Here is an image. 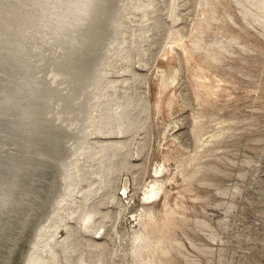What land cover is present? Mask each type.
<instances>
[{
	"label": "rangeland",
	"instance_id": "1",
	"mask_svg": "<svg viewBox=\"0 0 264 264\" xmlns=\"http://www.w3.org/2000/svg\"><path fill=\"white\" fill-rule=\"evenodd\" d=\"M2 1L18 13L0 8V264H24L31 234L45 220L56 166L71 158L70 152L64 157L71 134L55 130L56 115L48 119L47 113L64 99V115L80 114L72 100L84 98L85 88L88 100L97 94L90 116L100 115L112 96L120 97L118 103L128 95L139 98L130 106L136 113L147 100L149 108L138 132L113 139H130L131 156L114 176V187L88 201L100 211L92 233L78 217L87 183H100L96 175L83 179L78 167L86 153L72 157L73 182L65 196L55 197H64L59 214L36 248L44 264L56 261L55 251L58 263L69 264L63 234L55 232L60 224L79 231L72 264H264V0H153L143 20L134 2L123 12L117 36L120 0ZM138 3L144 9L149 1ZM139 33L150 37L142 42L146 64L139 62ZM123 44L124 52L134 54L138 79L121 72L125 61L117 54ZM116 78L112 87L109 80ZM86 130L83 146L100 138L93 125ZM153 187L160 189L155 196Z\"/></svg>",
	"mask_w": 264,
	"mask_h": 264
},
{
	"label": "bare ground",
	"instance_id": "2",
	"mask_svg": "<svg viewBox=\"0 0 264 264\" xmlns=\"http://www.w3.org/2000/svg\"><path fill=\"white\" fill-rule=\"evenodd\" d=\"M63 1H65V0H62V2ZM138 1L139 0H120V4L115 8V17H116V15H117V19L114 21V29H115V33H114V35L115 36H117L116 34H118L119 32H120V30H122V22H121V16H122V14H123V12H125V10H127L128 9V7L130 8H133V4H134V2H136L137 4H138V6H137V8H139L140 10H141V12H142V20L143 19H145V18H147L148 17V15H149V13L151 12L152 13V10L150 11L149 9H148V7H151V6H153V4H154V2H153V0H148L149 1V4L147 5V7L146 8H144V9H142V7H141V4H139L138 3ZM2 3V4H1ZM6 2H4V1H2V0H0V8L2 9V8H6V9H8V7H6V6H9V8L11 7V8H14V11L15 12H17L18 13V9L16 10L15 9V6L14 7H12V5L11 4H5ZM60 4V3H59ZM61 4H63V3H61ZM60 4V6H62ZM6 5V6H5ZM133 5V6H132ZM64 6V5H63ZM66 6V5H65ZM67 7V6H66ZM154 7V6H153ZM16 8H18V7H16ZM64 8V7H63ZM123 8V9H122ZM130 8V9H131ZM136 8V7H135ZM136 8V9H137ZM4 9L2 10V11H4ZM122 9V10H121ZM154 9V8H153ZM13 10V9H12ZM12 10H10V12H8L7 10V12H8V14L9 13H11L12 12ZM121 10V11H120ZM138 10V9H137ZM140 10L138 11V12H140ZM155 10V9H154ZM5 11V12H6ZM120 11V12H119ZM129 11V10H128ZM5 12H4V15H5ZM15 12H12L14 15H16L15 14ZM22 12V11H21ZM127 12V11H126ZM1 13V12H0ZM128 13V12H127ZM2 15H3V12L1 13ZM7 13H6V15L7 16H9L10 17V15L11 14H9L8 15ZM2 15H0L1 17H2ZM14 15L12 16V18L14 17ZM7 16H5L6 18H7ZM0 17V18H1ZM4 17V18H5ZM38 17V16H37ZM36 17V18H37ZM154 17V16H153ZM3 18V19H4ZM11 19V18H10ZM154 19V18H153ZM2 20V19H1ZM2 21H4V20H2ZM2 21H0V24L2 23ZM11 23H12V20L10 21ZM10 22H9V24H10ZM140 22V21H139ZM159 23V22H158ZM4 24V23H3ZM3 24H1L2 26H3ZM7 23H6V20H5V25H6ZM143 24H145V23H143ZM142 24V25H143ZM147 24V23H146ZM157 24V23H156ZM7 26H9V25H6V30L8 31L11 27H8L7 28ZM148 26V25H147ZM159 26V25H158ZM126 27V26H125ZM144 27V26H143ZM149 27V26H148ZM1 28V27H0ZM4 28V27H3ZM2 29V28H1ZM0 29V42H3V40H4V35H2V33H4V31L5 30H3V32L1 33V30ZM143 28H142V26H139V28L137 29L138 30V32L139 31H141ZM145 30H146V28H145ZM137 32V33H138ZM143 32H145V31H143ZM147 32V31H146ZM151 32H152V30H151ZM134 33V32H133ZM136 33V32H135ZM5 34V33H4ZM143 33H139L138 35H137V37H136V39H137V41H136V43H137V45H138V47H139V62H143V63H148V61H147V53H146V51H144L143 49H142V42L144 41L143 39H147V38H145L143 35H142ZM144 35H147V34H145L144 33ZM153 35V34H152ZM120 35H118V37H119ZM126 36V35H125ZM128 37V36H127ZM125 40H124V42H126V38L125 37H123ZM150 38V37H149ZM148 38V39H149ZM154 38V37H153ZM113 40H115V39H113V37H112V42H111V44H110V47H109V49H108V51H107V56L105 57L104 56V61H105V59H108L109 58V53L111 52V50H112V45H114L113 44ZM119 40L120 39H118V41H116V42H118L119 43ZM115 42V43H116ZM123 42V41H122ZM128 42V41H127ZM121 43V42H120ZM125 44H127V43H125ZM150 44V43H149ZM152 44V43H151ZM117 45V44H116ZM119 45V44H118ZM117 45V46H118ZM124 45V44H123ZM127 45H129V44H127ZM126 45V46H127ZM122 46V45H121ZM154 46V45H153ZM116 47V46H115ZM124 47V48H123ZM121 49V54L122 53H124V54H117V57H118V55H120L121 56V58L123 59V61H125V62H127V64H123V63H125V62H123L122 63V67H123V69L125 70H123L122 69V73H124L125 72V74H127V72H129V74L130 75H132V73H133V77L136 75L137 77H138V75L136 74L137 72L136 71H134V70H132V61H134L133 59H134V54L133 53H126V52H124V49H125V45L123 46ZM140 47H141V49H140ZM148 47V46H147ZM117 48V47H116ZM114 50V49H113ZM126 50V49H125ZM140 50H143V51H141L140 52ZM115 51V50H114ZM152 51V50H151ZM119 52V51H118ZM128 52V51H127ZM138 52V51H137ZM148 52V51H147ZM115 53V52H114ZM113 54V53H112ZM133 54V55H132ZM104 55V54H103ZM100 57H102L101 55H100ZM153 57V56H152ZM99 58V57H98ZM114 58V57H113ZM100 59V58H99ZM99 59H97V60H99ZM102 59V58H101ZM115 59H116V57H115ZM121 59V60H122ZM114 60V59H113ZM118 60V59H117ZM113 62H115V64H117L116 62L117 61H113ZM119 62H121V61H119ZM118 62V63H119ZM97 63H99V62H97ZM104 63V62H103ZM139 64V63H138ZM96 65V64H95ZM109 65H111V64H109ZM133 65H134V63H133ZM97 66H98V64H97ZM96 66V67H97ZM100 66V65H99ZM113 66H115V65H113ZM119 66V65H118ZM102 67H103V65H102ZM110 67V66H109ZM120 68H121V66H119ZM94 68V67H93ZM100 68H101V66H100ZM113 68V67H112ZM118 68V67H117ZM94 69H96V68H94ZM97 69H98V67H97ZM115 69V68H114ZM103 70V69H102ZM143 70V69H142ZM115 71H116V69H115ZM127 71V72H126ZM96 73H94V77L92 78L93 80H91V83H92V86L90 85V87L91 88H94V89H96V87H97V83H98V80H97V78H98V76H99V70H96L95 71ZM102 72V71H101ZM109 72V71H108ZM108 72H107V74H108ZM118 72V71H117ZM116 72V73H117ZM130 72H132V73H130ZM110 75H111V73H110ZM115 75H117L118 77L120 76V75H118V74H115ZM122 75V74H121ZM128 75V74H127ZM140 75V77H141V74H139ZM50 76V75H49ZM135 76V77H136ZM104 77H105V75H104ZM104 77H103V79H104ZM106 77H107V75H106ZM125 76H123V78H124ZM132 77V78H133ZM136 77V79H138ZM139 77V78H140ZM109 78V77H108ZM107 78V79H108ZM111 78H113V77H111ZM120 78V77H119ZM122 78V79H123ZM128 78H130V76L128 77ZM102 79V78H101ZM106 79V78H105ZM134 79V78H133ZM125 82H127V81H129V80H127V79H123ZM119 79H111V80H109V82L111 83L110 85L113 87V86H115V84L117 85L119 82ZM121 81V80H120ZM101 82V81H100ZM107 82V81H106ZM118 82V83H117ZM134 82V81H133ZM145 82V81H144ZM142 83V82H141ZM109 84V83H108ZM107 84V85H108ZM121 84V83H120ZM125 84H127V83H125ZM135 84V83H134ZM104 85V84H103ZM106 85V86H107ZM109 85V86H110ZM132 85V84H131ZM101 86V85H100ZM125 86V85H124ZM135 86V85H134ZM133 86V87H134ZM65 88H67V87H64V90H65ZM91 88L89 89V93H90V95H92V93H91ZM107 88H109V87H107ZM111 88V87H110ZM127 88V87H126ZM125 88V89H126ZM135 88V87H134ZM69 89V88H68ZM113 89H115V87L114 88H112V90ZM124 89V91H122L123 93L126 91V93H127V90H125ZM127 89H129V88H127ZM99 90V89H98ZM106 90H108V89H106ZM116 90L117 89H115V92H116ZM123 90V89H122ZM131 90V89H130ZM67 91V90H66ZM129 91V90H128ZM98 92V91H97ZM113 92V91H112ZM111 92V93H112ZM85 95H83V97L84 98H82V97H80L78 100H75L74 101V99L72 100L73 102H75V105H78L79 104V107H78V110H79V112H80V114H78V113H76L74 110V112L72 113H69L68 115H64V113H66L67 112V110H63L62 108H60L61 107V104H62V102H64V99H60V103L59 104H57V105H55L57 108L55 109H52L51 111H49V113H47V115H48V119L50 118V117H52V115H56L54 118H52L53 120H55L54 122H52V123H54V124H52V126H53V128L55 129V130H59V129H61V130H59V131H66L67 133H69V134H71V137H72V139L70 138H67V140H66V144H65V146H64V150H65V155H64V157L66 156V155H68L69 154V152H70V156H71V158L70 159H68L69 157V155L67 156V157H65V159L67 158V161H65V162H61V164H60V166H56V170H55V172H56V175H55V177H54V180H53V184H51V186L53 185V192H51L50 193V197H51V199L49 200V202H48V204H47V208L45 209L44 208V210H45V215L43 216V218H45V220L44 219H42V221H44V223H42V225L40 224L39 226H38V228L31 234V237H30V239L32 238V236L33 235H35V237L34 238H32L31 240H29L31 243H30V246H29V244H28V246H29V248H28V252L26 253V254H24V256H26L23 260H22V263H24V264H44L43 262H44V260L39 256V255H37V253H36V248L38 247V245L41 243V240L42 239H45V238H43V235H44V233H45V227L47 226L48 227V223H50V222H52V221H54V219H55V215L57 214H59L58 212H57V209L60 207L61 208V206H60V204L61 203H59V202H61V199H63L64 197L63 196H65V195H63V194H65L66 192H68L67 190L70 188V184L73 182V179H72V172H71V169L73 168L72 166L73 165H75V162L73 161V158L72 157H75L76 155H78L77 153H86V155H87V157H85V158H87L86 160H84L85 162H83V164H78V163H76V164H78L79 165V169H80V171H82V173H83V179H86L85 181H87V179H90V180H93V179H91L92 178V176H94V175H96V176H94V177H98V181H99V185L97 186V187H94L93 188V185H96L95 183H93V182H90V181H88V182H90V183H87L88 184V189H86V192L84 193V197H83V199H84V201H85V207H84V210H82V212H81V214L79 215V222H80V224L83 226V227H81V228H85V229H87V230H85V231H92V230H95V228L97 227V223L95 222L96 220H95V217L98 215V217H99V212L100 211H98L97 209H96V203H92V204H89L88 203V201L90 200V199H92V198H94V196H96L100 191H101V189L102 190H104L103 188H105L106 189V186H110V184H112V182L114 181V176L115 175H117L116 173L117 172H119L120 171V167H122L123 165H124V162H125V160L127 161L128 160V158H129V156H131L130 154H131V152H130V150H129V146H130V139H117V140H113L114 138H121V137H125L126 135H129V133L131 134L132 133V131L135 129V128H137V132H138V128H140V127H138V126H140V125H142L143 124V121H144V119H143V113H144V111H147V109L149 108H147V103H148V100L146 101V102H143L144 104H142V106L138 109L139 111H140V113H136L135 112V110L133 109V107L132 108H130V106L132 105V102H135V104H137L136 103V101H138L139 100V98H138V100H134L133 98H129L131 95H128L126 98V101L124 100V102H122V100H120L119 101V103H118V100L120 99V97L118 98V100L116 99V97H113L112 96V98H115V100H111L110 99V101H109V98L107 99V100H105V101H107L106 103H102V104H104V106H102L101 107V109H100V115L98 114L97 116H90V114H89V108L91 109V107H92V105H93V101H95L96 99V97L97 96H95L94 97V95H97V94H94L93 96H91V97H93L92 99H90V100H88V98L87 97H90V96H87L86 97V94H88V89L87 88H85V90H84V92H83ZM95 93H96V91H95ZM99 93V92H98ZM106 93V92H105ZM110 93V92H109ZM117 93L118 92H116V94L115 95H117ZM107 94V93H106ZM125 94V93H124ZM89 95V94H88ZM114 95V94H113ZM114 95V96H115ZM118 95H119V93H118ZM117 95V96H118ZM141 95V94H140ZM103 96H105V95H103ZM107 96H108V94H107ZM77 98V97H76ZM85 98H87V100L85 99ZM99 98V97H98ZM103 98H107V97H103ZM95 99V100H94ZM99 100V99H98ZM117 100V101H116ZM101 101V100H100ZM104 102V101H103ZM101 104V103H100ZM106 104V105H105ZM134 104V103H133ZM97 106H99V104L97 105ZM139 107V106H138ZM99 108H100V106H99ZM76 110V109H75ZM134 110V111H133ZM137 110V111H138ZM99 111V110H98ZM78 112V111H77ZM95 112V111H94ZM75 114H77L78 116L76 117L75 116ZM147 114V113H146ZM47 115H45L44 117H46ZM95 115V114H94ZM73 116H75L74 117V119H72L71 117H73ZM147 116V115H146ZM100 117V120H98V118ZM145 117V116H144ZM65 118H67V120L65 119ZM71 118V121L69 120ZM76 118V119H75ZM46 120V119H45ZM89 121H91V122H89ZM92 123V124H91ZM45 125V124H44ZM94 126V129L97 131L96 133L98 134H100V138H97V139H94V141L93 142H89L88 143V145H86V146H83V143L86 141L85 140V137H87V135H86V129H87V127H89V126ZM85 126H87V127H85ZM45 128H47V127H45ZM53 128H51V129H53ZM53 129V130H54ZM42 131H43V129H41ZM46 130V129H45ZM92 130V129H91ZM40 132V131H39ZM74 132V133H73ZM93 132V131H92ZM95 132V131H94ZM94 132H93V134H94ZM96 133H95V136H97L96 135ZM136 134V133H135ZM67 136H68V134H67ZM95 136H93V137H95ZM134 136V135H133ZM73 137H76V138H73ZM112 138V139H111ZM130 138V137H129ZM131 139H132V137H131ZM134 139V138H133ZM89 141H92V140H89ZM133 141V140H132ZM135 141V140H134ZM132 146V145H131ZM58 146H56V148H57ZM13 148V147H12ZM29 151H31V150H29ZM34 152V151H33ZM57 152V151H56ZM67 152H68V154H67ZM61 154H63V152L61 153ZM85 155V156H86ZM83 156V155H82ZM122 156H124V159H123V161L122 162H118L117 160H116V158H119V157H122ZM77 157V156H76ZM76 159V158H75ZM88 159H91L90 161H88ZM121 160V159H120ZM82 161H83V159H82ZM79 162H80V160H79ZM29 163V162H28ZM130 164H132V163H130ZM55 167V166H54ZM131 168V167H130ZM74 169V168H73ZM77 170V169H76ZM78 171V170H77ZM19 172V171H18ZM121 172V171H120ZM75 173V172H74ZM79 173V172H78ZM81 173V174H82ZM80 174V173H79ZM119 174V173H118ZM76 176H77V174H75ZM79 177V176H78ZM80 178V177H79ZM80 180V179H79ZM96 180V181H97ZM95 181V180H94ZM95 181V182H96ZM124 182V181H123ZM127 179H126V181L124 182V189L126 188V184H127ZM116 183V182H115ZM78 184V183H77ZM86 184V185H87ZM79 185V184H78ZM128 185V184H127ZM74 186V185H73ZM108 186V187H109ZM112 186H113V184H112ZM75 187H77V186H75ZM79 187V186H78ZM114 187V186H113ZM81 188V187H80ZM82 188H84V187H82ZM73 189V188H72ZM71 189V190H72ZM108 189V188H107ZM115 189V188H114ZM81 190H83V189H81ZM80 190V193L81 192H83V191H81ZM159 188H152V190L150 191V193H151V196H155V195H157L158 194V192H159ZM33 193L32 194H30V195H28L27 197H29L28 199H30L31 198V196L35 193L36 194V192L35 191H32ZM61 193L62 192V194L61 195H63V196H61L60 194V199H55V197L57 196V194L58 193ZM79 192V191H78ZM102 193V192H101ZM114 194V193H113ZM78 196V195H77ZM33 197H34V195H33ZM70 197H72V195L70 196ZM73 197H74V195H73ZM72 197V198H73ZM79 197H80V194H79ZM99 197V196H98ZM57 198H58V196H57ZM82 199V198H81ZM95 199H97V197H95ZM94 199V200H95ZM99 199V198H98ZM97 199V200H98ZM75 200V199H74ZM102 200V199H101ZM100 200V201H101ZM67 201V200H66ZM66 201L65 202H63L64 204L66 203ZM70 201V200H69ZM83 201V200H82ZM91 201V200H90ZM93 201V200H92ZM99 201V200H98ZM99 201V202H100ZM75 202V201H74ZM95 202V201H94ZM52 203H53V205H52ZM72 203V202H71ZM98 203V202H97ZM68 204H69V202H68ZM76 205H77V203H75ZM75 204H74V206H75ZM80 204V203H79ZM69 206V205H68ZM73 207V206H72ZM83 207V206H82ZM51 208V209H50ZM67 208V207H66ZM47 210V211H46ZM62 209H60V211H61ZM79 210V209H78ZM67 211V210H66ZM69 211V210H68ZM67 211V213H69ZM74 211H76L75 209H74ZM65 212V211H64ZM72 212V211H71ZM66 213V214H67ZM75 213V212H74ZM63 214H65V213H63ZM76 214V213H75ZM62 215V214H61ZM60 216V215H59ZM63 216V215H62ZM72 216H75L73 213H72ZM71 216V217H72ZM61 217V216H60ZM68 217H70V216H68ZM73 218H75V217H73ZM77 218V217H76ZM100 218V217H99ZM65 219H68L67 217L65 218ZM78 220V219H77ZM95 220V221H94ZM75 221V220H74ZM41 222V221H40ZM60 222V221H59ZM62 222H64V221H62ZM57 224V223H56ZM50 225V224H49ZM54 225H55V223H54ZM70 225V224H69ZM68 224H65V225H58L57 226V228L55 229V232L57 233V232H59L58 234L60 235V233H62L63 235H61L62 237H63V239L60 241V242H62V245H63V249H64V253H65V255H66V257H67V260H68V262H69V264H72V260H71V258L73 259L74 257H73V255H71V252H73V251H75L76 252V250H78L79 249V247H80V244H81V242H80V240H79V238H78V236H77V232H79L75 227H73L72 225L71 226H69ZM47 230V229H46ZM59 230V231H58ZM92 233V232H91ZM49 235H51V234H49ZM46 236V235H45ZM56 236H58V235H56ZM52 237V236H51ZM80 237V236H79ZM51 239H53V238H51ZM55 240V239H54ZM57 240V239H56ZM59 240H60V237H59ZM89 240H93V239H89ZM96 240V239H95ZM95 240H93V241H95ZM43 242V241H42ZM50 242V241H49ZM60 242H58V243H60ZM57 244V243H56ZM88 244V243H87ZM92 244L93 245H95V246H97V247H102L103 248V245H99V244H97V243H94V242H92ZM54 245V244H53ZM93 245H90L89 246V244H88V246L89 247H93ZM40 246V245H39ZM60 246H61V243H60ZM94 246V248H96ZM41 247V246H40ZM52 248V247H51ZM53 248H54V246H53ZM62 248V247H61ZM94 248H92V249H94ZM99 248V249H100ZM38 249H40V248H38ZM91 249V250H92ZM48 250H49V248H48ZM54 250V249H53ZM56 250V249H55ZM62 251V250H61ZM93 251H95V250H93ZM97 251V250H96ZM45 253H46V251H44ZM52 253H54V252H52ZM55 253H56V251H55ZM55 253H54V256L52 257V258H54L55 257V259L54 260H56V261H54L53 262V264H56V263H58L57 262V255H55ZM50 254H51V252H50ZM51 256H52V254H51ZM45 257V256H44ZM65 257V258H66ZM89 257H92V255H90ZM89 257H88V259H89ZM45 259V258H44ZM92 259V258H91ZM50 260V259H49ZM75 260V259H74ZM90 260V259H89ZM64 261V260H63ZM66 261V260H65ZM56 262V263H55ZM60 262V261H59ZM88 262H91V261H88ZM49 263V262H48ZM65 263H67V262H65ZM58 264H60V263H58ZM63 264V263H62ZM68 264V263H67ZM98 264V263H97ZM99 264H100V261H99Z\"/></svg>",
	"mask_w": 264,
	"mask_h": 264
}]
</instances>
